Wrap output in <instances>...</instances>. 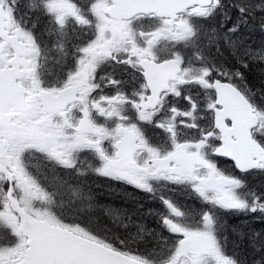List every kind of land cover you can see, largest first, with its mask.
I'll use <instances>...</instances> for the list:
<instances>
[{"label": "snow or ice", "instance_id": "1", "mask_svg": "<svg viewBox=\"0 0 264 264\" xmlns=\"http://www.w3.org/2000/svg\"><path fill=\"white\" fill-rule=\"evenodd\" d=\"M0 264H264V0H0Z\"/></svg>", "mask_w": 264, "mask_h": 264}, {"label": "trees", "instance_id": "2", "mask_svg": "<svg viewBox=\"0 0 264 264\" xmlns=\"http://www.w3.org/2000/svg\"><path fill=\"white\" fill-rule=\"evenodd\" d=\"M254 41L258 44L261 41V36L259 34L255 35L253 37ZM104 186V184H103ZM113 189V187L111 186H106L105 188L102 187V193H101V203H110L111 200L107 197V193L110 192ZM119 191V190H117ZM259 227V222H257V228ZM232 241L234 242L235 245V251L237 253H240L243 251L244 247H245V241L236 237V236H232L231 237Z\"/></svg>", "mask_w": 264, "mask_h": 264}, {"label": "flooded vegetation", "instance_id": "3", "mask_svg": "<svg viewBox=\"0 0 264 264\" xmlns=\"http://www.w3.org/2000/svg\"><path fill=\"white\" fill-rule=\"evenodd\" d=\"M87 183L89 186L93 189L94 192L98 193L101 196L102 193V187L111 186L113 189L119 190L115 184H111L108 180L104 178V180L99 179V177L96 176V178L93 176H90ZM104 184V186H103ZM128 191H131L128 189Z\"/></svg>", "mask_w": 264, "mask_h": 264}]
</instances>
